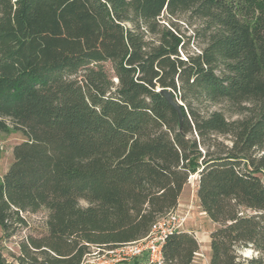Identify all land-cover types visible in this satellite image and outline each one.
Segmentation results:
<instances>
[{"label": "trees", "instance_id": "1", "mask_svg": "<svg viewBox=\"0 0 264 264\" xmlns=\"http://www.w3.org/2000/svg\"><path fill=\"white\" fill-rule=\"evenodd\" d=\"M12 132L25 140L0 180V228L26 233L0 264H84L142 241L193 175L216 225L209 264H264V0H0ZM199 251L175 231L161 264Z\"/></svg>", "mask_w": 264, "mask_h": 264}, {"label": "rangeland", "instance_id": "2", "mask_svg": "<svg viewBox=\"0 0 264 264\" xmlns=\"http://www.w3.org/2000/svg\"><path fill=\"white\" fill-rule=\"evenodd\" d=\"M183 31L189 36L186 26H182ZM25 137L19 132L0 134V180L8 171L14 160V147L22 143ZM264 182V173L259 175ZM198 176H191L189 183L185 186L180 197L177 214L185 218V222L180 227V231L193 233L200 244V251L196 255L193 264H209L210 262V234L216 225L212 223L206 214L202 211L197 198ZM85 201L81 206L86 207ZM45 217V212L29 217V220L35 224L40 223ZM26 232L22 231L12 238H6L0 228V251L4 259L9 263H15L14 255L19 253L18 243L24 239ZM147 242H143L139 247L143 248L141 254L135 255L137 245H126L114 251L106 250L102 253L99 249L93 248L92 256L87 257L84 264H150V253L146 247ZM138 247V248H139ZM252 256V251H246L244 254Z\"/></svg>", "mask_w": 264, "mask_h": 264}, {"label": "built area", "instance_id": "3", "mask_svg": "<svg viewBox=\"0 0 264 264\" xmlns=\"http://www.w3.org/2000/svg\"><path fill=\"white\" fill-rule=\"evenodd\" d=\"M184 222L185 218L178 215L177 212L172 213L166 218L159 220L154 225L151 233L147 238L132 244L137 245L135 255H139L142 253L143 248H140L139 246L143 242H147L146 247L150 253V264H161L163 261L162 246L165 242L166 237L175 231H179Z\"/></svg>", "mask_w": 264, "mask_h": 264}, {"label": "water", "instance_id": "4", "mask_svg": "<svg viewBox=\"0 0 264 264\" xmlns=\"http://www.w3.org/2000/svg\"><path fill=\"white\" fill-rule=\"evenodd\" d=\"M161 94L166 98V100L171 104V106L178 112L179 117L182 118V111L181 108L178 104V102H176L172 96V94L170 93V91L163 89L160 91ZM245 257H250L248 256V254H244Z\"/></svg>", "mask_w": 264, "mask_h": 264}]
</instances>
